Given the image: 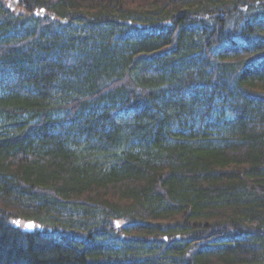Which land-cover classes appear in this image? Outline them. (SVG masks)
<instances>
[{"label":"trees","instance_id":"trees-1","mask_svg":"<svg viewBox=\"0 0 264 264\" xmlns=\"http://www.w3.org/2000/svg\"><path fill=\"white\" fill-rule=\"evenodd\" d=\"M13 1L0 264H264V0Z\"/></svg>","mask_w":264,"mask_h":264},{"label":"water","instance_id":"water-1","mask_svg":"<svg viewBox=\"0 0 264 264\" xmlns=\"http://www.w3.org/2000/svg\"><path fill=\"white\" fill-rule=\"evenodd\" d=\"M15 4H16V0H14L13 2H12V8L15 6ZM34 14L35 15H37V14H39L40 16H42L43 15V10H41V11H39L38 13H37V11H34ZM18 222H16V226H18ZM26 229L27 230H32L33 228H34V222H32V221H29V222H27L26 223ZM36 228H40L39 226H36Z\"/></svg>","mask_w":264,"mask_h":264},{"label":"bare ground","instance_id":"bare-ground-1","mask_svg":"<svg viewBox=\"0 0 264 264\" xmlns=\"http://www.w3.org/2000/svg\"><path fill=\"white\" fill-rule=\"evenodd\" d=\"M41 10H43V15H44V12H45V9H44V8H40V9H37V10H34V11H37V13H38V12L41 11ZM34 11L31 12V15H32L33 17H38V16H40L39 14L35 15V14H34ZM43 15H42V16H43ZM147 26H148V27H156V25H154L153 23H148Z\"/></svg>","mask_w":264,"mask_h":264},{"label":"flooded vegetation","instance_id":"flooded-vegetation-1","mask_svg":"<svg viewBox=\"0 0 264 264\" xmlns=\"http://www.w3.org/2000/svg\"><path fill=\"white\" fill-rule=\"evenodd\" d=\"M15 7V6H14ZM14 7L12 9H14Z\"/></svg>","mask_w":264,"mask_h":264}]
</instances>
